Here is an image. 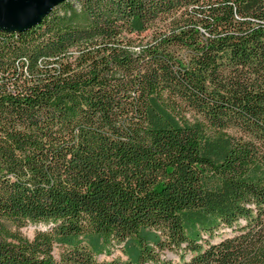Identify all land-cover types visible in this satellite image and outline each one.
<instances>
[{"label": "trees", "instance_id": "trees-1", "mask_svg": "<svg viewBox=\"0 0 264 264\" xmlns=\"http://www.w3.org/2000/svg\"><path fill=\"white\" fill-rule=\"evenodd\" d=\"M165 252L264 264V0H64L0 31V264Z\"/></svg>", "mask_w": 264, "mask_h": 264}, {"label": "water", "instance_id": "water-1", "mask_svg": "<svg viewBox=\"0 0 264 264\" xmlns=\"http://www.w3.org/2000/svg\"><path fill=\"white\" fill-rule=\"evenodd\" d=\"M62 2L64 0H0V31L19 32L34 27L51 8Z\"/></svg>", "mask_w": 264, "mask_h": 264}, {"label": "rangeland", "instance_id": "rangeland-1", "mask_svg": "<svg viewBox=\"0 0 264 264\" xmlns=\"http://www.w3.org/2000/svg\"><path fill=\"white\" fill-rule=\"evenodd\" d=\"M9 230H12L13 232H18L20 235H22L24 238H28V239H32V237L34 236V234L37 232V231H41L44 227L42 226H33V225H26L25 227L23 228H20V229H16L14 227H12L11 225L7 226ZM201 236L202 238H205L206 237V234L205 233H202L201 232ZM59 253V249L57 248L55 250V256L57 257ZM163 258H167V259H170L173 261L174 264H178L179 261H180V256L179 255H176L174 253H170V252H165L164 254L161 255ZM97 260L99 262H103V261H110V260H126V257L123 255L122 251L120 250V247H111L109 249V251L107 253H103L101 255H98L97 257ZM185 260H188L190 258V256L187 254L185 255Z\"/></svg>", "mask_w": 264, "mask_h": 264}, {"label": "bare ground", "instance_id": "bare-ground-1", "mask_svg": "<svg viewBox=\"0 0 264 264\" xmlns=\"http://www.w3.org/2000/svg\"><path fill=\"white\" fill-rule=\"evenodd\" d=\"M11 26V25H10ZM5 29H8V26L7 27H4Z\"/></svg>", "mask_w": 264, "mask_h": 264}]
</instances>
